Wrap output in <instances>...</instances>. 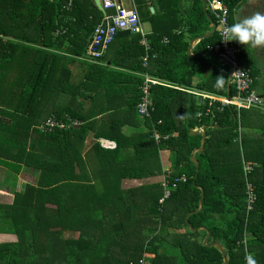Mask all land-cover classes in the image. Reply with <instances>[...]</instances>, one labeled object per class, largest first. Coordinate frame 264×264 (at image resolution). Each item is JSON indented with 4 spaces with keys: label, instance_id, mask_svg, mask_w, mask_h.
<instances>
[{
    "label": "trees",
    "instance_id": "obj_1",
    "mask_svg": "<svg viewBox=\"0 0 264 264\" xmlns=\"http://www.w3.org/2000/svg\"><path fill=\"white\" fill-rule=\"evenodd\" d=\"M157 1L158 11L141 14L151 26L148 50L140 34L123 32L93 64L81 59L103 17L93 0H74L71 10L64 0H0V166L10 174H37L35 184L0 204V232L17 237L0 244V264H223L218 250L203 245L206 232L192 230L200 227L222 244L229 264H245L248 256L264 264V126L254 135L240 132L242 124L264 125V112L218 100L236 91L233 84L227 91L228 66L205 50L216 32L199 39L194 57L187 54L190 40L216 23L212 13L210 22L200 1L187 12L178 8L180 0ZM220 1L231 24L245 0ZM233 44L254 89L252 60ZM18 54L22 77L11 69ZM74 63L86 65L78 80L66 66ZM145 74L162 83L150 88V117L136 111ZM196 76L203 82L193 84ZM50 117L66 127L36 128ZM203 126L196 173L190 155L201 135L190 130ZM161 150L170 152L169 173ZM241 158L257 164L249 177L257 199L248 215ZM162 174L169 187L186 177L162 204L161 184L121 187L122 180ZM198 187L202 210L194 213ZM167 238L174 253L161 247Z\"/></svg>",
    "mask_w": 264,
    "mask_h": 264
},
{
    "label": "built area",
    "instance_id": "obj_2",
    "mask_svg": "<svg viewBox=\"0 0 264 264\" xmlns=\"http://www.w3.org/2000/svg\"><path fill=\"white\" fill-rule=\"evenodd\" d=\"M64 8L71 10L74 0H64ZM102 8L103 17L101 22L94 28L92 36L87 44L84 57L81 59L93 64H99L101 58L105 55L109 45L113 42L116 35L120 32H130L132 34H140L143 38V30L137 10V5L134 0H128V7H125L123 0H98ZM94 2V0H93ZM209 9L216 20V33L217 40L208 44L205 50L211 54H217L227 59L232 67L231 84L235 88V94L233 97H227L218 99L222 105L234 106L237 110H250L257 109L264 112V98L259 96L257 92L252 88L254 78L251 75L249 68L243 67L238 61V50L233 44V41H222L223 28L229 24V9L220 0L208 1ZM0 37H2L0 35ZM143 40V46L148 49V43ZM147 61V56L143 58V63ZM160 82L144 77L143 83L140 87L141 97L140 101L136 104V111L141 117H150V113L153 110L151 108L150 101V88L154 85H159ZM73 125H76L74 123ZM66 125L57 122L54 118L50 117L46 121L42 122L36 128L41 131H51L54 128H65ZM153 137L156 141H159V136L156 132L153 133ZM101 145L108 148H113L112 142H101ZM257 166L255 162L242 160V171L244 179V195H245V211L248 215L253 210V205L256 202L257 196L255 193V187L250 181L249 177L253 169ZM186 177L182 175L180 178L175 179L172 187H169L166 179L162 182L164 189L163 196L159 199V204H162L170 194L172 188L179 181L184 182ZM246 239L243 243L245 244ZM245 264L252 263L250 256L246 258Z\"/></svg>",
    "mask_w": 264,
    "mask_h": 264
},
{
    "label": "crops",
    "instance_id": "obj_3",
    "mask_svg": "<svg viewBox=\"0 0 264 264\" xmlns=\"http://www.w3.org/2000/svg\"><path fill=\"white\" fill-rule=\"evenodd\" d=\"M195 1H200L201 2L202 8H203L207 18L208 17L210 18L209 14H211V11H210L209 6H208V1H210V0H204V3H203V0H180L178 8H180L181 12H187L190 8H192V5H193V3ZM135 2H136L135 4L137 5V8L138 7L140 8V9L138 8V14H139L140 22H141V27H142V30H143V33H144L143 38L141 36L140 43L143 45V40L142 39H145L146 42H147V38L146 37L151 32V26H150V24L148 22H142L143 20H141V14H143L146 10H148L150 12V14H154L156 11L159 10V5H158V1L157 0H144V2L142 0V2L140 1V5H139L137 0H135ZM170 2H171V0L166 1V3H170ZM245 2H246V0L242 4H240L239 7L233 12V15H232V18H231V23H233L236 20L238 10L241 8V6ZM252 10L264 11V2H262L259 5L246 6L245 9H244V13L247 14V13H249ZM211 31H212V26H211L210 32ZM210 32H207L206 34H209ZM120 33H123V32H120ZM120 33H118V34H120ZM55 34H57V32ZM118 34L116 35L115 39L118 38ZM129 41L130 40L127 39V41H125V44H124V47L127 50H128V47H129ZM190 42H191V40H190ZM198 42H199V39L196 38V41L191 46V51L188 52V48H187V53H189L188 55L190 57H194L195 56L194 51H195V48H196V45H197ZM234 43L236 45H238L240 51H244V53H246V56H245L246 60L247 59L248 60H252L253 68L256 71L254 90L257 92V94L259 96L264 98V48H259V49L245 48L243 45H240V44L236 43L235 41H234ZM116 45H117V41H116ZM148 49H149V45H148ZM148 49H146V50H148ZM116 54H117V50H116ZM60 56H63V58H65L67 55L64 54L63 52H61ZM62 62H63V60H62ZM69 65L70 64L66 65L67 68H70ZM81 65L84 66V64H81ZM15 69L16 68H14L12 71H15ZM143 77H149V78H152V79H155V80L159 81L158 79L153 78L151 76H148L146 74L143 75ZM193 82H194L193 84H199V83L203 82V80H201L198 76H196V77L193 78ZM160 84H162V83L160 82ZM257 88H260L263 92L262 93H258ZM174 89L185 91L188 94L202 95L203 97H206L205 94L199 93V91H197L194 87L189 88V90H187V89L185 90V89H182V88L176 86V87H174ZM209 98H210V96H209ZM213 99H215V98H213ZM247 120H251V117H249ZM200 131H202V128L190 130L191 136L196 135V132H200ZM246 133L254 135V134H258L259 132L248 131ZM246 133H244V134L246 135ZM205 135H206V130H205ZM205 139H206V136H205ZM101 142H106L107 143L109 141L101 140ZM156 142H158V141H156ZM200 144H201V141H200ZM194 158H195V154H194ZM242 159L243 158H241V161H242ZM159 160H160L163 172L164 173H169L170 172V168H171V164H172L170 152L168 150L159 151ZM243 161H244V159H243ZM249 162H251V161H249ZM0 168L3 171H7V169L2 167V166H0ZM11 174L14 175V176L17 175V174H14V173H11ZM18 174L20 176H24V174L22 172H20ZM3 175H5V172H3V173L1 172V174H0V187H2V186L4 187V183H6V180L3 177ZM165 179H166L165 175L162 174V175H156V176L148 177V178L141 179V180H122L121 187L124 188V189H128V188H133V187L139 186V185H150V184H161L162 185V182ZM19 181H21V179H19ZM13 197H14V194L12 192L6 193L5 189L1 190V188H0V204H10L12 202V200H13ZM182 230L183 229H181L180 231H182ZM177 231L179 232V229ZM198 231H200V230H198ZM16 241H17V237L14 234L8 233L6 231L0 232V244H2V243H14ZM163 243H162V246L164 248V244ZM169 246L173 249L172 252L174 253L175 249L173 248L172 245H169L168 243H167L165 249L167 247H169Z\"/></svg>",
    "mask_w": 264,
    "mask_h": 264
},
{
    "label": "clouds",
    "instance_id": "obj_4",
    "mask_svg": "<svg viewBox=\"0 0 264 264\" xmlns=\"http://www.w3.org/2000/svg\"><path fill=\"white\" fill-rule=\"evenodd\" d=\"M262 2L264 0H246L238 10L236 20L223 28L221 40L235 41L245 48H264V11L252 10L244 13L246 6L259 5Z\"/></svg>",
    "mask_w": 264,
    "mask_h": 264
},
{
    "label": "rangeland",
    "instance_id": "obj_5",
    "mask_svg": "<svg viewBox=\"0 0 264 264\" xmlns=\"http://www.w3.org/2000/svg\"><path fill=\"white\" fill-rule=\"evenodd\" d=\"M134 2H135V0H134ZM123 4L125 7H128V0H124ZM137 10H138V8H137ZM19 57H20L19 54H18V57H14L15 62L12 64L11 69L16 66L15 73H17L20 77H22V74L24 73L25 70L21 66V61H20L21 58H19ZM14 58H12L11 60H13ZM18 59H19V65L16 62V60H18ZM69 66H70V70L72 71V75H73L74 80H76V79L78 80L79 78H81V76H83V74L86 70V65L83 66L79 63H74L72 65L70 64ZM22 82H23V80H21L19 83H17V86H18V84L20 85V83H22ZM257 90H258V93L263 92L260 88H257ZM263 126L264 125L261 124L260 122L258 123L257 126L253 125L250 127H248L247 124H242V129L240 132H242V134H244L248 131L259 132ZM89 141L90 140H88V145H90ZM1 172L2 173L5 172V175H3V177L5 178L6 183H4V187L2 186L0 188H1V190L5 189L6 193H9V192L14 193L15 191H20L23 189V187L26 183L35 184V182H36L37 174H36V172L31 171V170L28 171L27 173H25L24 176H20L19 174L14 176V175L8 173L7 171H3L0 168V174H1ZM19 179H21V181H19ZM155 232H157V231L155 230L151 235H153ZM160 232L162 234H164L162 231H160ZM147 234H148V231H147ZM169 242H171V240H170V238H167L163 243L164 248L162 246V249L170 254V253H172L173 249L170 246L165 249L167 243L169 244Z\"/></svg>",
    "mask_w": 264,
    "mask_h": 264
},
{
    "label": "water",
    "instance_id": "obj_6",
    "mask_svg": "<svg viewBox=\"0 0 264 264\" xmlns=\"http://www.w3.org/2000/svg\"><path fill=\"white\" fill-rule=\"evenodd\" d=\"M203 3H204V0H203ZM94 4L96 6V8L103 12L102 11V8L100 6V3L98 0H94ZM208 20L210 22L211 21V18L208 17ZM215 29H216V25L215 23H212V31L209 33V34H204L200 37H198L197 39H206V38H209L210 36H212L214 33H215ZM196 41V38L192 39L191 42L189 43L188 45V52L191 51V46L192 44ZM189 54V53H187ZM214 56H216L223 64L227 65L228 66V77H227V91L229 90V87H230V84H231V75H232V71H233V67L231 65V63L225 59L224 57L220 56V55H217V54H212ZM205 130H206V126H203L202 127V131L200 132H196V135H201V144L198 148L194 149L191 153V161L193 162L194 166H195V172L197 173L198 172V169H199V164L197 162V160L194 158V154L196 153H201L203 148H204V145H205ZM190 135H191V132H190ZM199 190L201 191V198L199 200V206H198V209L194 212V213H197L199 211L202 210V198H203V190L201 189V187H198ZM190 214H188L186 216V221H187V218ZM193 231H198V230H203L206 232V236L205 238L203 239V245L204 246H207V247H214L216 250H218L222 256V259H223V264H229L228 262V258H227V255H226V251L224 249V247L222 246V244L219 242V241H216L214 240L212 237H210V233L209 231L207 230V228L205 227H200L198 229H192Z\"/></svg>",
    "mask_w": 264,
    "mask_h": 264
}]
</instances>
